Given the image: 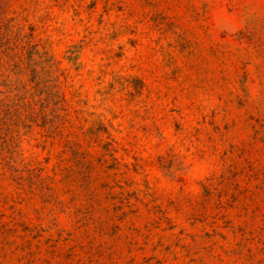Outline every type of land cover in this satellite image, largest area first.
<instances>
[{
	"label": "rangeland",
	"instance_id": "374dc122",
	"mask_svg": "<svg viewBox=\"0 0 264 264\" xmlns=\"http://www.w3.org/2000/svg\"><path fill=\"white\" fill-rule=\"evenodd\" d=\"M0 264H264V0H0Z\"/></svg>",
	"mask_w": 264,
	"mask_h": 264
}]
</instances>
